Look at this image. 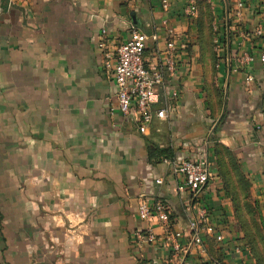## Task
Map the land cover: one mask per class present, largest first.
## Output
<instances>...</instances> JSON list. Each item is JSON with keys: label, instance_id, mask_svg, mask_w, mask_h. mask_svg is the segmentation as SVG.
<instances>
[{"label": "crops", "instance_id": "crops-1", "mask_svg": "<svg viewBox=\"0 0 264 264\" xmlns=\"http://www.w3.org/2000/svg\"><path fill=\"white\" fill-rule=\"evenodd\" d=\"M160 1L0 0V264H241L225 162L239 158L264 224V64L244 84L213 38H196L185 0L168 12ZM130 27L158 32L144 49L151 68L167 40L186 52L144 132L117 109L112 78ZM263 42L246 44L258 53ZM225 51L235 54L234 41ZM163 158L208 161L211 180L193 202L209 213L204 250L175 251L155 217H138L141 201L166 203L186 245L190 193ZM148 225L156 240L135 243Z\"/></svg>", "mask_w": 264, "mask_h": 264}, {"label": "built area", "instance_id": "built-area-1", "mask_svg": "<svg viewBox=\"0 0 264 264\" xmlns=\"http://www.w3.org/2000/svg\"><path fill=\"white\" fill-rule=\"evenodd\" d=\"M173 1L161 0V9L168 12ZM231 1H233L232 8L226 5L223 17L219 20V23L222 20L226 33H223L217 24L213 43L217 53L224 52L225 61L231 62L232 59L235 61L234 71L243 69L244 84H251L255 82V76L249 71V68L256 61L264 64V42L258 53L253 52L246 43L251 38L264 40V0ZM195 2L196 0H185L182 7L181 16L189 22L197 17ZM149 39L157 41L158 32L147 33L130 27L128 38L115 50L111 68L116 107L123 115L133 116L139 123L141 132L146 130L152 119L151 108L159 99V90L168 89L166 82L176 76L178 62L186 54L175 39L167 40L165 47L159 50L156 55V67L151 68L146 64L144 58V49ZM232 41L235 43L236 51L233 56H228L225 50ZM106 66L109 65L106 64ZM155 115L164 118L166 112L159 110ZM163 163L170 166L173 174L182 178L179 189L188 190L190 193V198L185 206V210L189 214L187 221L189 234L186 245L181 246L178 242L182 231L171 229V211L166 203L157 202L150 206L141 201L138 204V217L147 221L155 217L163 227L167 240L172 242L175 251L183 250L185 252L189 248L204 250L203 230L205 225L210 223L209 213L207 208L196 207L193 202H197L201 191L211 180L212 173L208 161L204 158L181 161L163 158ZM133 235L134 242L139 244L156 240V233L150 225L143 230L134 231ZM216 239L220 241L221 235L217 234ZM241 264H250L248 252Z\"/></svg>", "mask_w": 264, "mask_h": 264}, {"label": "rangeland", "instance_id": "rangeland-1", "mask_svg": "<svg viewBox=\"0 0 264 264\" xmlns=\"http://www.w3.org/2000/svg\"><path fill=\"white\" fill-rule=\"evenodd\" d=\"M195 4L198 13L192 24L196 26V38L200 42L202 38H215V28L223 17L224 8L226 5L232 8L233 1L196 0ZM214 53L217 54L215 47ZM235 162L238 168L234 167ZM225 168L230 173L232 185L227 190L224 188L228 201L229 221L238 234L240 244L249 254L250 264H264V224L252 184L244 171L240 169L238 157L235 159L228 157Z\"/></svg>", "mask_w": 264, "mask_h": 264}, {"label": "trees", "instance_id": "trees-1", "mask_svg": "<svg viewBox=\"0 0 264 264\" xmlns=\"http://www.w3.org/2000/svg\"><path fill=\"white\" fill-rule=\"evenodd\" d=\"M223 22H222V20L220 21V23H219V28H220V30L223 32V33H226V30L224 29V27H223V24H222ZM227 29H228V27H227ZM224 35V34H223ZM224 188H225V190H227L229 187L224 183V186H223Z\"/></svg>", "mask_w": 264, "mask_h": 264}]
</instances>
